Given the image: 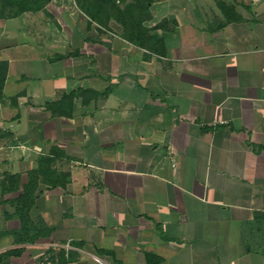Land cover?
<instances>
[{
    "label": "crops",
    "instance_id": "1",
    "mask_svg": "<svg viewBox=\"0 0 264 264\" xmlns=\"http://www.w3.org/2000/svg\"><path fill=\"white\" fill-rule=\"evenodd\" d=\"M37 3L0 0V203L36 176V242L105 264H264V0H153L144 47Z\"/></svg>",
    "mask_w": 264,
    "mask_h": 264
},
{
    "label": "trees",
    "instance_id": "2",
    "mask_svg": "<svg viewBox=\"0 0 264 264\" xmlns=\"http://www.w3.org/2000/svg\"><path fill=\"white\" fill-rule=\"evenodd\" d=\"M152 1L153 0H131V2L127 0H76L79 10L99 26H105L110 20L115 21L121 28V32L118 34L119 37L136 47H144L149 41L143 24L150 17L149 6ZM9 2L18 9L17 12L14 13L15 15L25 11H37L42 7V5H37V0H9ZM122 4H124L123 9L120 8ZM6 68V64L0 63V99H2L1 88L3 86V76L6 72ZM40 171L43 173V176L46 177L44 169ZM50 176L56 179L58 183L59 179L57 180L53 173ZM6 177V180L9 181L8 183L12 187L16 180V176ZM29 180L28 185L23 189V193L15 200L3 201L0 203L12 204L14 207L13 214H6L5 218H16L18 220L19 229L11 231L10 236L13 238V245L21 246L20 248L9 249L1 253L0 264H3L4 259L8 256H20L23 253V245H33L40 237H48L50 234L47 230L45 231V226L41 221L36 225L29 217L30 209L33 206V194L36 189L35 182L37 178L31 174ZM5 186V182H3L2 189H4ZM2 233L0 235H2ZM74 245L75 247H80L79 244Z\"/></svg>",
    "mask_w": 264,
    "mask_h": 264
},
{
    "label": "rangeland",
    "instance_id": "3",
    "mask_svg": "<svg viewBox=\"0 0 264 264\" xmlns=\"http://www.w3.org/2000/svg\"><path fill=\"white\" fill-rule=\"evenodd\" d=\"M127 1L131 2V0ZM120 8L123 9L124 4H122ZM103 27L110 29L109 22ZM111 27L113 29H116L118 34L121 32L120 27H114L113 25ZM2 214L3 213L0 208V234L2 233L1 230H5L2 235H0V254L9 249L21 247L13 245V238L10 237V232L14 230L15 225L14 223H6L8 219H6ZM3 219H5V221ZM66 244L64 243L65 246ZM46 245L47 244H45L44 242H36L33 245H23V253L20 256H8L4 259L3 264H105L100 258H96L94 257V255L88 254V250L83 251L82 248H78L80 249L79 252L73 248H69L68 250H66L63 244L59 247L54 245ZM64 253H67V257L63 255ZM95 259H97L98 261H96Z\"/></svg>",
    "mask_w": 264,
    "mask_h": 264
},
{
    "label": "built area",
    "instance_id": "4",
    "mask_svg": "<svg viewBox=\"0 0 264 264\" xmlns=\"http://www.w3.org/2000/svg\"><path fill=\"white\" fill-rule=\"evenodd\" d=\"M66 250H68L70 247H69V243L66 244L65 246ZM96 261H98L97 259H95Z\"/></svg>",
    "mask_w": 264,
    "mask_h": 264
}]
</instances>
